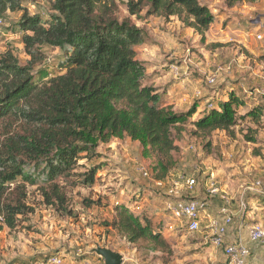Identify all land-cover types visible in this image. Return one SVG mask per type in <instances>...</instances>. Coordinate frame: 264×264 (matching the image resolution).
I'll return each instance as SVG.
<instances>
[{
  "label": "trees",
  "instance_id": "trees-1",
  "mask_svg": "<svg viewBox=\"0 0 264 264\" xmlns=\"http://www.w3.org/2000/svg\"><path fill=\"white\" fill-rule=\"evenodd\" d=\"M36 1L0 0V19L20 14L17 23L27 56L22 65L12 51L0 54V231L15 229L20 219L33 214L29 187L45 206L70 216L68 190L95 184L98 168L88 164L98 158L100 145L112 140L138 142L142 157L154 159V180L165 182L183 177L170 178L177 151L172 131L179 132L192 116H199L193 122L199 133L233 135L243 106L235 94L238 85L216 97L212 93L202 109L204 102L179 114L166 104L164 93L146 84V67L137 59L146 33L131 17L175 18L203 38L215 20L206 0H126L121 2L126 17L119 16L120 0H49L46 18L29 13L25 4ZM223 2L232 9L257 0ZM45 50L61 55L62 73L40 80L34 68L46 65ZM255 92L264 101L262 91ZM194 190L184 199L206 198L204 186L203 196H190ZM256 200L258 208L264 206V199ZM214 201L220 203L210 199L211 205ZM117 211L114 224L131 243L167 246L149 219L126 207Z\"/></svg>",
  "mask_w": 264,
  "mask_h": 264
},
{
  "label": "rangeland",
  "instance_id": "rangeland-1",
  "mask_svg": "<svg viewBox=\"0 0 264 264\" xmlns=\"http://www.w3.org/2000/svg\"><path fill=\"white\" fill-rule=\"evenodd\" d=\"M48 1L37 0L25 5L31 16L46 18ZM121 2L126 0L118 3L119 16L126 17V9ZM203 3L215 16L210 33L203 38L174 18L167 22L155 17L145 19L144 13L131 17L138 27L144 29L147 43L165 46L153 51L146 48L137 59L152 64L161 61L168 53L163 59L167 62L165 69L172 78L180 76L184 79L180 84L186 89L180 91L178 105L174 109L179 114L197 103L204 102V108L205 100L212 93L216 97L220 90L238 85L239 90L235 94L243 106L237 111L233 135L219 131L210 134L197 132L193 126L199 118L197 114L179 126V132L172 131L177 151L172 153L175 168L170 178L195 176L199 186L190 196H203V184L212 177L230 196L234 220L237 221L241 215L238 206L241 193H244L247 224L261 223L264 221V206L258 208L256 199L260 197L251 191L258 182L264 187V101L255 92L264 91V40L259 42L255 35L244 33L243 27L249 28V23L257 19H262L264 26V0H257V4L242 2L231 10L222 0ZM19 19L20 14L17 13H7L4 17V23L0 25V54L10 50L23 65L27 56L21 43ZM250 29L255 34H264L262 27ZM44 53L48 58L46 65L34 68L40 80L62 73L61 55L51 50ZM170 66L177 67V76ZM215 72L219 74L217 84L209 88L206 79ZM189 74L196 84L187 79ZM162 82L165 84L168 80L165 78ZM178 82V79L171 82L173 95L178 94ZM198 91L206 93V98L197 95ZM224 97L225 94L219 95V98ZM97 152L98 158L88 164L98 168L95 184L91 188L68 190L67 211L70 216L45 206L35 188H28V202L34 212L20 219L15 229L0 231V264H24L49 256L61 257L62 264L91 263L92 259L95 261L91 264H95L98 256L93 250L96 247L118 253L123 258L122 264H220L218 259L222 254L220 251L212 252L211 247L205 244L203 225L200 231L189 233L163 211L166 188L155 186L154 159L142 157L138 142L128 138L112 140L100 145ZM139 168L146 169L148 176L143 177ZM119 207L130 210L137 207L136 214L130 211L131 214L149 219L154 228L161 231L167 246L159 248L143 240L131 243L114 224Z\"/></svg>",
  "mask_w": 264,
  "mask_h": 264
},
{
  "label": "built area",
  "instance_id": "built-area-1",
  "mask_svg": "<svg viewBox=\"0 0 264 264\" xmlns=\"http://www.w3.org/2000/svg\"><path fill=\"white\" fill-rule=\"evenodd\" d=\"M4 20L0 19V25ZM260 28V21L258 22ZM264 29V26L261 25ZM255 39L259 42L264 40V34L256 33ZM173 74L178 75L177 67L170 66ZM230 70V66L227 69ZM219 78L218 72L213 73L206 79V85L213 87L217 84ZM200 93L197 92V95ZM264 97V91L261 92ZM192 148H190L191 150ZM143 177L148 176V172L144 168L138 169ZM154 184L159 189L166 188V201L163 209L165 213L170 215L175 221L183 225L181 228L189 233H196L201 230L203 225L204 241L210 247L220 249L224 257V264H246L250 256L249 249L243 241L237 236L234 241L227 240L229 230L233 227L237 232L244 231L252 243H264V221L257 224H247L244 221L246 216L244 193L240 196L238 213L241 215L239 219L234 220V215L230 210L231 198L228 193L219 185L212 177L205 180L203 186L206 193L205 199L200 200H185L184 194L192 192L198 186V181L195 176L185 179L171 181H154ZM252 190V189H251ZM251 192L257 193L261 199H264V187L261 183H255ZM210 199H218L221 207L217 211V215L212 216L210 213ZM136 210V211H135ZM138 208L132 210L134 214ZM244 217V218H243ZM24 264H62V258L57 256L45 257L43 260L28 262ZM80 264H88L83 262ZM97 264H103L100 260Z\"/></svg>",
  "mask_w": 264,
  "mask_h": 264
},
{
  "label": "crops",
  "instance_id": "crops-1",
  "mask_svg": "<svg viewBox=\"0 0 264 264\" xmlns=\"http://www.w3.org/2000/svg\"><path fill=\"white\" fill-rule=\"evenodd\" d=\"M222 2H223V0H222ZM214 19H215V16H214ZM259 21H260V27H261V25H263L262 24V22H263L262 19H257V20L251 21L249 23L251 25L250 27H256V29H257L259 27V25H258ZM214 23H215V20H214ZM212 25L210 26L209 30L205 33L206 35L210 33ZM250 27L246 28L244 26L243 27V29H245L244 33H248V35L250 34L251 36L256 35L254 32H250L251 31ZM188 30H190V29H188ZM190 31L192 33H194L192 30H190ZM163 47H165V46L160 44V43L156 44L155 42L154 43L153 42H150V43L146 42L145 44H143V45H141V46H139L137 48V50H136L137 51V58L139 57V53L142 50H146V48L149 49L150 51H153L155 48L163 49ZM161 56H162V54H161ZM166 56H168V53L167 54L165 53V56L163 57V59L166 58ZM163 59H161V61H159V62L156 61V62H154L152 64H150L148 62H145V61H140V60L139 61L142 62L145 65V67H146V74H147L146 84L152 85L155 89H157L158 93H160V94L164 93L165 94V100H166L165 102H166V104L170 105L173 108V110H174V109H176L175 106L178 105L177 101H178V98L180 96L179 93H181L183 91H186V89L183 88V86H181V84H180L181 81H183L184 79H180V76L177 78L179 80V82L177 84L178 85L177 87L178 88L180 87V88H179L178 94L177 95H173L174 89H173V86H172L171 82H173V80H177V79H176V77L172 78L171 74H169V72L166 71L165 68H166L167 62H166V60L164 62ZM165 78H166V80H168V82L164 84V82H162V80L165 79ZM187 79L190 80V81L193 80L192 75L189 74ZM194 83L196 84L195 81H194ZM252 85H253V83H252ZM197 88L198 87L196 86V89ZM201 95L203 96V98H206V94L204 92ZM174 102H175V104H174ZM203 105L204 104H202L200 109L203 108ZM164 196H166L165 193H164ZM165 201H166V198H165L164 202ZM164 202H163V207H164ZM255 203H256V201H255ZM219 206H220V203L218 201H214V203L212 204L211 209H210V213H211L212 216L217 215V211H218L217 207H219ZM260 208H262V207H260ZM230 210H231V207H230ZM163 211H165V210L163 209ZM247 220H248L247 217H245L244 221L246 223H247ZM261 222H263V221H261ZM177 227H175V228L177 229ZM237 236H239V238L243 241L245 246L250 251V256L247 259L246 264H264V245H259V244L250 242L248 237H247V233L244 232V231L237 232L235 227H233V228H231L229 230V234H228L227 240L234 241L235 238H237ZM211 250H212V252H215V253H217V251H220V253L222 254V251L220 249H215V248L211 247ZM94 261H95V259H92L91 263H93ZM99 262H100V259L98 258V259H96V263L95 264H97ZM218 262H220V264H224L223 254L221 256H219ZM91 263L89 262L88 264H91Z\"/></svg>",
  "mask_w": 264,
  "mask_h": 264
},
{
  "label": "water",
  "instance_id": "water-1",
  "mask_svg": "<svg viewBox=\"0 0 264 264\" xmlns=\"http://www.w3.org/2000/svg\"><path fill=\"white\" fill-rule=\"evenodd\" d=\"M93 252L103 262V264H122L123 258L118 253L105 248L96 247Z\"/></svg>",
  "mask_w": 264,
  "mask_h": 264
}]
</instances>
